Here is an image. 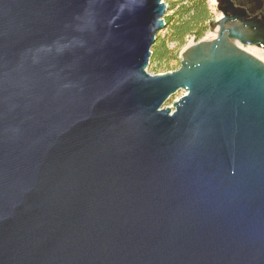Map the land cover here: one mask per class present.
<instances>
[{
    "label": "water",
    "instance_id": "obj_1",
    "mask_svg": "<svg viewBox=\"0 0 264 264\" xmlns=\"http://www.w3.org/2000/svg\"><path fill=\"white\" fill-rule=\"evenodd\" d=\"M167 8L0 0V264H264V34L151 74Z\"/></svg>",
    "mask_w": 264,
    "mask_h": 264
},
{
    "label": "trees",
    "instance_id": "obj_2",
    "mask_svg": "<svg viewBox=\"0 0 264 264\" xmlns=\"http://www.w3.org/2000/svg\"><path fill=\"white\" fill-rule=\"evenodd\" d=\"M177 2L179 4L177 11L168 20L165 19L166 26L171 25L169 40L184 44L187 36H192L196 40L201 39L209 27L211 18L206 0H177ZM151 50V60L161 64L178 57V54L168 47L165 39L161 41L156 38Z\"/></svg>",
    "mask_w": 264,
    "mask_h": 264
},
{
    "label": "flooded vegetation",
    "instance_id": "obj_3",
    "mask_svg": "<svg viewBox=\"0 0 264 264\" xmlns=\"http://www.w3.org/2000/svg\"><path fill=\"white\" fill-rule=\"evenodd\" d=\"M212 3L214 10H210V12L216 13L217 16L211 14L210 27L211 23L215 24L228 17L239 24L242 23L241 19L248 21L253 25V29L264 34V0H212ZM214 26L216 31L218 27L216 24Z\"/></svg>",
    "mask_w": 264,
    "mask_h": 264
},
{
    "label": "rangeland",
    "instance_id": "obj_4",
    "mask_svg": "<svg viewBox=\"0 0 264 264\" xmlns=\"http://www.w3.org/2000/svg\"><path fill=\"white\" fill-rule=\"evenodd\" d=\"M165 3L168 5V8L166 10V13L164 15V18L166 20H168V18L174 14V12L177 11L178 9V2L177 0H164ZM206 4L207 6L209 7L210 10H214L213 8V3H212V0H206ZM213 16H217L216 13H211ZM170 31H171V25H167L165 26L163 29H161L160 31H158L157 33V38L159 40H163L165 39L166 42L168 43V47L173 50L175 53L178 54V57L177 59H173V60H169L167 63H159V62H156L154 60H151L150 59V64L148 65L147 67V71L151 74H158V73H164V72H167V71H172V70H175L177 68H179L180 66V60L182 59L181 57V52L182 50L187 47L188 45L194 43V42H197L199 40H202V39H211V38H214L216 37V31L210 27V23H209V27L208 29L204 32V36L199 39V40H196L194 37L192 36H187L185 39H184V44H180L178 42H172L169 40V35H170ZM245 50L247 49H251V50H254V48L260 50V52L264 55V48L263 47H256V46H246L244 47ZM248 51V50H247Z\"/></svg>",
    "mask_w": 264,
    "mask_h": 264
},
{
    "label": "bare ground",
    "instance_id": "obj_5",
    "mask_svg": "<svg viewBox=\"0 0 264 264\" xmlns=\"http://www.w3.org/2000/svg\"><path fill=\"white\" fill-rule=\"evenodd\" d=\"M248 52L252 53L253 55H255L256 57L260 58L261 60L264 61V55L260 52V50L254 48V50L251 49H247Z\"/></svg>",
    "mask_w": 264,
    "mask_h": 264
},
{
    "label": "built area",
    "instance_id": "obj_6",
    "mask_svg": "<svg viewBox=\"0 0 264 264\" xmlns=\"http://www.w3.org/2000/svg\"><path fill=\"white\" fill-rule=\"evenodd\" d=\"M164 1V0H163Z\"/></svg>",
    "mask_w": 264,
    "mask_h": 264
}]
</instances>
